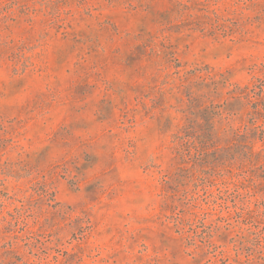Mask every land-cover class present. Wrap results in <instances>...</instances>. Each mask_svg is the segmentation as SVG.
Returning <instances> with one entry per match:
<instances>
[{
	"label": "rangeland",
	"instance_id": "1",
	"mask_svg": "<svg viewBox=\"0 0 264 264\" xmlns=\"http://www.w3.org/2000/svg\"><path fill=\"white\" fill-rule=\"evenodd\" d=\"M0 264H264V0H0Z\"/></svg>",
	"mask_w": 264,
	"mask_h": 264
},
{
	"label": "trees",
	"instance_id": "2",
	"mask_svg": "<svg viewBox=\"0 0 264 264\" xmlns=\"http://www.w3.org/2000/svg\"><path fill=\"white\" fill-rule=\"evenodd\" d=\"M190 129L192 130V126L186 125L181 129L180 133L174 136L175 146L173 149L177 153H179L181 150V146L187 141L189 143V140H191L195 151L201 153L203 162L210 164L215 160L221 158V156H217L220 151H223L225 155H227L230 152L229 149L231 147H234L233 144H235L246 134L247 127L243 126V128L237 130L229 129L228 132L230 136L225 139V143L228 145V148H223V150H221L220 148H216L215 146L214 139H217L215 133L210 132L207 134H197L193 136L190 133ZM196 145H198V147ZM236 153L237 152L234 151V155H236Z\"/></svg>",
	"mask_w": 264,
	"mask_h": 264
}]
</instances>
